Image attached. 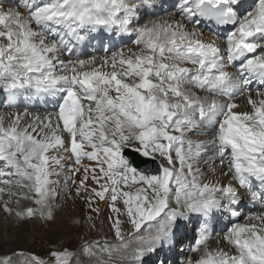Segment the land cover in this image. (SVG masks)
<instances>
[{"label": "snow or ice", "instance_id": "obj_1", "mask_svg": "<svg viewBox=\"0 0 264 264\" xmlns=\"http://www.w3.org/2000/svg\"><path fill=\"white\" fill-rule=\"evenodd\" d=\"M166 3L0 4V89L10 104L45 97L53 109L0 115V210L18 224L56 223L52 177L70 173L68 199L95 214L73 223L95 228L103 201L115 241L53 245L26 264H146L161 249L185 256L175 264H264V211L243 212L264 206V0ZM204 24L214 38H203ZM106 34L132 37L136 48L75 54L94 41L103 48ZM220 220L230 227L211 247Z\"/></svg>", "mask_w": 264, "mask_h": 264}, {"label": "bare ground", "instance_id": "obj_2", "mask_svg": "<svg viewBox=\"0 0 264 264\" xmlns=\"http://www.w3.org/2000/svg\"><path fill=\"white\" fill-rule=\"evenodd\" d=\"M74 192L75 191H71L69 194L74 195ZM56 204L58 205L56 211L57 221L54 224H42L39 221H29L18 224L14 217L6 216L2 210H0V247L6 252L5 254H11L12 251H29L26 246L30 245L32 240L38 239L40 242L41 239L46 240V237L40 239L38 237L40 236L39 234L42 236L47 233H52L56 241L54 244L68 248V244H70L74 246V249H78L84 239L93 240L98 239L100 236L112 238L105 216H101L99 219L95 220L96 226L93 229H89L87 223H73L74 220L84 221L86 218L84 204L80 198L68 199V195H66L57 200ZM261 211H264V206L259 203L255 205L248 204V206L243 209L245 214ZM238 222L244 223V216H242ZM27 223H29V225L31 224L30 229L25 227ZM221 225L223 229L226 230L227 227L224 223H221ZM16 246H22L24 248H16ZM157 258L158 260L160 259L159 257Z\"/></svg>", "mask_w": 264, "mask_h": 264}, {"label": "rangeland", "instance_id": "obj_3", "mask_svg": "<svg viewBox=\"0 0 264 264\" xmlns=\"http://www.w3.org/2000/svg\"><path fill=\"white\" fill-rule=\"evenodd\" d=\"M62 207V206H61ZM36 222V221H34ZM30 226L31 224L29 225V223H27L25 225L26 228H29L30 229ZM40 236H38L40 239L43 238V237H46V240H42L41 239V242L38 240V239H34L32 240L31 244L30 245H27L26 247L28 248V252H32V253H36V254H41V255H45L47 254V252L49 251L50 247H52L53 245L57 246L56 244H54L56 241H55V237H53L54 235L52 233H47L45 235H42L39 234ZM49 239V240H48ZM45 241V242H44ZM48 241V242H47ZM47 242V243H46ZM63 245V244H61ZM65 245V244H64ZM69 248L71 249H74L72 245L68 244ZM24 248L22 246H16V248ZM44 247V248H42ZM60 247V246H58ZM76 250V249H74ZM5 251L3 250V248L0 247V256H3L5 255Z\"/></svg>", "mask_w": 264, "mask_h": 264}]
</instances>
